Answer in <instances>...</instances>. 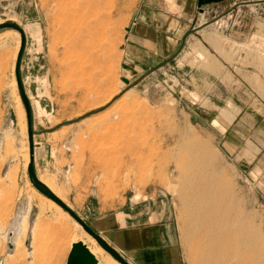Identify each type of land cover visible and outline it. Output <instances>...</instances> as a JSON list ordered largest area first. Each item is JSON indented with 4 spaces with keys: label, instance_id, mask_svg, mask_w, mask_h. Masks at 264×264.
Here are the masks:
<instances>
[{
    "label": "rangeland",
    "instance_id": "374dc122",
    "mask_svg": "<svg viewBox=\"0 0 264 264\" xmlns=\"http://www.w3.org/2000/svg\"><path fill=\"white\" fill-rule=\"evenodd\" d=\"M141 2L0 0V23L26 36L21 76L36 176L129 264H154L151 253L157 264H206L179 196L178 167L196 145L213 157L198 177L227 181L264 232V169L236 162L224 144L241 109L264 112V0L198 12L170 57L129 64L123 49ZM19 47L20 39H0V264H66L78 242L97 264H112L28 179L27 122L14 84Z\"/></svg>",
    "mask_w": 264,
    "mask_h": 264
},
{
    "label": "bare ground",
    "instance_id": "6f19581e",
    "mask_svg": "<svg viewBox=\"0 0 264 264\" xmlns=\"http://www.w3.org/2000/svg\"><path fill=\"white\" fill-rule=\"evenodd\" d=\"M18 38V33L15 31L13 32V30L0 34V39L4 41L6 40L7 42L9 40H14L16 43H19L20 38ZM205 39L212 45H219L218 40L215 38L205 36ZM200 55H202V53ZM207 63L211 64V62ZM20 118L19 125L21 135L25 136V123L23 122V115H21ZM189 143L192 145L191 141ZM196 146L194 147V154H189L190 157L182 162V164L178 162L180 164L178 168L180 169L182 175L179 196L183 200L185 206H188L190 209V225H193L192 230L197 233L193 240H196L199 246L203 249L202 254L206 256L205 260L208 264H228L230 261H234L236 264H264V232L261 231L258 226L251 223L254 222V218H251L253 221H248L247 217L249 218V216H247L246 212L242 209L239 200H236L237 198L233 197L231 194L232 192L226 184L227 181L224 180L226 182L225 183L218 179L219 177H215L211 181H203L198 177L200 173L199 171L197 173L196 168L198 166L202 167L203 165L206 167V165L212 161L213 157L207 146ZM181 149L185 150L186 148L185 146H183V148L181 146L180 152ZM193 164L194 171L191 169L192 167H190ZM39 180L44 183L60 200H62L59 195L44 181L40 178ZM42 198L58 212H61L64 216L70 218L53 202L43 196ZM73 223L81 229V227L74 221ZM85 235L94 245H96V242L91 237H89L86 233ZM96 247L102 255H107L98 245H96ZM107 256L114 264H118L109 255Z\"/></svg>",
    "mask_w": 264,
    "mask_h": 264
},
{
    "label": "crops",
    "instance_id": "0c3cea01",
    "mask_svg": "<svg viewBox=\"0 0 264 264\" xmlns=\"http://www.w3.org/2000/svg\"><path fill=\"white\" fill-rule=\"evenodd\" d=\"M197 2L198 0H142L125 39L123 51L128 63L138 64L140 58L149 63L148 60L161 61L170 57L188 33L192 19L200 12ZM224 2L206 5L203 12H210ZM227 133L224 144L228 142L229 154L235 157L236 162L249 164L251 160L256 163L253 171L259 167L264 169V112L241 109L229 124ZM37 161L34 149L36 175ZM263 177L257 182L260 186L264 185ZM261 196L264 198V187ZM150 260L157 264L152 253ZM164 262L168 263V256L164 258Z\"/></svg>",
    "mask_w": 264,
    "mask_h": 264
},
{
    "label": "water",
    "instance_id": "95a60500",
    "mask_svg": "<svg viewBox=\"0 0 264 264\" xmlns=\"http://www.w3.org/2000/svg\"><path fill=\"white\" fill-rule=\"evenodd\" d=\"M226 0H198L197 7L201 13H203V7L206 5L216 4L217 2H222ZM239 5H243L239 4ZM234 10V9H233ZM233 10H230L228 13H231ZM210 24H204L199 26L196 29H193V32H196L199 29H204ZM2 30H13L18 33L20 38V47L17 53L15 67H14V77L16 82V87L18 95L22 106L24 108L26 122H27V137L29 145V163L27 165V176L32 185V187L43 197L53 202L58 206L64 213H66L89 237H91L96 244L112 259H114L118 264H129L125 259L122 258L102 237L96 234L74 211H72L62 200H60L44 183H42L36 176L34 170V143H33V111L30 100L26 94L24 83L21 76V64L23 55L26 48V36L24 31L14 23H1L0 31ZM174 60L171 58L170 61ZM98 113L95 112L94 114ZM66 264H97L94 258L89 254V252L82 246L81 242L75 243L72 245L71 254L68 256Z\"/></svg>",
    "mask_w": 264,
    "mask_h": 264
},
{
    "label": "flooded vegetation",
    "instance_id": "af4514ba",
    "mask_svg": "<svg viewBox=\"0 0 264 264\" xmlns=\"http://www.w3.org/2000/svg\"><path fill=\"white\" fill-rule=\"evenodd\" d=\"M227 1V0H226Z\"/></svg>",
    "mask_w": 264,
    "mask_h": 264
}]
</instances>
